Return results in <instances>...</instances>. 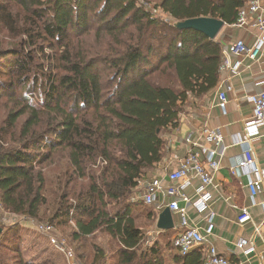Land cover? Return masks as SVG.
<instances>
[{
  "label": "trees",
  "instance_id": "obj_1",
  "mask_svg": "<svg viewBox=\"0 0 264 264\" xmlns=\"http://www.w3.org/2000/svg\"><path fill=\"white\" fill-rule=\"evenodd\" d=\"M247 1L0 0V210L52 225L79 264H168L159 241L143 242L139 203L123 198L162 160L179 115L216 87L224 47L175 23L232 25ZM28 82L37 100L21 92ZM61 159L69 178L48 201L43 168ZM21 229L0 221V264H51L26 257Z\"/></svg>",
  "mask_w": 264,
  "mask_h": 264
},
{
  "label": "crops",
  "instance_id": "obj_2",
  "mask_svg": "<svg viewBox=\"0 0 264 264\" xmlns=\"http://www.w3.org/2000/svg\"><path fill=\"white\" fill-rule=\"evenodd\" d=\"M261 5L264 8V0ZM258 35V29L252 26L238 27L224 24L216 37L224 47L237 40H242L246 47L250 48ZM220 69L216 87L203 98L191 101L186 111L179 115L178 126L164 133L165 154L160 162L148 170L146 176L166 180L167 172L176 166L175 157H183L192 149V145L186 140L189 134L201 146L209 148L210 144L207 142L202 128L206 125L208 128L218 129L225 150L221 156L217 157L219 166L214 172L213 185L207 187L211 194L208 208L201 212L194 208L195 189L200 184L197 177H193L190 184L184 189L191 198L190 203H181L185 207L188 222L198 227L206 239L204 244L190 252L197 249L201 258L205 259L211 244L221 255L226 256L235 264H264V212L262 209L264 191L258 193L252 201L246 186L247 177L233 174L230 171L232 162L240 160L242 157V145L237 141L243 134L244 121L250 118L253 113L252 106L247 102L246 96L258 93L264 88V50L255 60L249 59L247 56H230L229 67ZM227 82L231 85V90L226 92L227 102L225 110L222 111L218 107V93L225 89ZM253 150L257 162L263 165L264 133L253 141ZM201 159L206 161L204 154L201 155ZM158 201L160 202L158 207L147 205L152 208L147 211V216L144 218H150L148 221L150 227H147L146 237L151 241H159L160 246L165 250L168 264H172L173 257L178 253L173 249L171 241L180 231V217L177 213L171 212L173 228L166 230L167 232L158 230L156 218L158 213L167 207L169 199L160 195ZM241 208H246L251 216V220L243 224L237 222ZM151 211L154 212V215L149 216ZM210 212L213 213L212 228L208 233L206 231L209 224L207 216ZM256 227L257 234L255 233ZM167 233L170 235L168 236ZM58 237L65 242L66 248V239L60 235ZM240 239L247 240L246 245L241 249L236 246V242ZM70 254L72 253L70 252ZM72 256L74 258V255ZM75 262L79 263L77 260Z\"/></svg>",
  "mask_w": 264,
  "mask_h": 264
},
{
  "label": "built area",
  "instance_id": "obj_3",
  "mask_svg": "<svg viewBox=\"0 0 264 264\" xmlns=\"http://www.w3.org/2000/svg\"><path fill=\"white\" fill-rule=\"evenodd\" d=\"M262 0H248L247 3L238 10L237 19L233 26L245 27L252 26L258 29L259 35L254 44L248 48L242 40H237L222 50V65L221 68L229 67V57L247 56L249 59L255 60L264 50V8L261 5ZM231 90V85L227 82L225 89L218 93V107L224 111L227 98L226 92ZM247 102L251 104L253 113L250 118L244 121L243 134L237 141L242 145L243 153L240 160L232 162L230 171L233 174L245 175L247 177L246 186L249 191L251 200L255 196L264 191V163L259 164L253 150V141L264 133V88L258 93L246 96ZM202 131L210 144L209 148L201 146L194 141L189 134L186 138L187 142L192 145L187 154L183 157H175L176 166L167 172L166 180L145 176L138 181L136 187L137 193L131 198V201H141L145 205L158 207L160 195L167 197L169 201L166 206L170 212H175L179 215L180 231L172 238V247L176 253L180 255L188 254L191 250L204 244L206 239L200 229L188 222L185 207L181 203H190L191 198L184 189L190 184L193 177L199 180V186L195 189L196 199L193 201L194 208L201 212L208 208V202L211 194L207 187L213 185L214 172L218 169V156L224 153L225 146L222 144V137L218 129L208 128L203 126ZM204 154L206 161L201 159ZM140 188V189H139ZM264 212V201L262 202ZM5 216V215H4ZM9 216V215H7ZM213 213L210 212L207 216L209 221L206 231L209 233L212 224ZM8 220L9 218H4ZM251 220V216L246 208H241L237 216V222L243 224ZM35 229L46 236L49 243L56 247L57 250L66 254L65 242L60 240L56 230L48 223H36ZM255 233H258L256 227ZM247 240L240 239L236 242L238 248H243ZM70 257L72 255L68 253ZM73 264H79L74 262ZM203 264H235L226 256L221 255L216 247L209 245L207 255Z\"/></svg>",
  "mask_w": 264,
  "mask_h": 264
},
{
  "label": "rangeland",
  "instance_id": "obj_4",
  "mask_svg": "<svg viewBox=\"0 0 264 264\" xmlns=\"http://www.w3.org/2000/svg\"><path fill=\"white\" fill-rule=\"evenodd\" d=\"M158 11V10H155ZM160 13V11H158ZM160 15H163L162 13H160ZM165 16V15H163ZM7 34L6 31L2 30L0 27V36ZM11 37L10 38H6L5 39V43L4 46H9L8 43H11ZM29 86V88H32V86L30 85V82H28L24 88L21 90L22 93H24L26 96H33V98H35L34 100H37V92H35L34 94H32V90L31 89H27ZM62 161L60 163L57 162V160L54 163H48L44 168H43V172L45 175V178L47 180V186H46V190H45V195H47V197L49 198L48 201L54 199L56 196H58L59 194L62 193V187L64 186V184L66 183V181L68 180V173H66V159H61ZM103 166V163L101 162L100 159L97 160L96 165L94 167H90L91 170H95V174L97 175L99 173V168H101ZM90 170V171H91ZM88 171V173L90 172ZM147 174V173H146ZM76 186V190L80 189L83 190L86 187V182L85 181H78ZM140 189V188H139ZM137 193L136 188H133L129 194L123 198L124 201H128L131 203H139V205L133 206L134 210H133V215L135 217V221L137 223L138 226L141 227V231L143 233V242L145 245H150L152 242H154L153 240H149L148 237H146L147 235V227H150V222L149 219H144L147 216V211L150 210L152 208V206H147L145 204H143L141 201H131V198L134 197V195ZM5 215V216H4ZM9 215V216H7ZM2 216L4 218H9L8 220H3ZM145 216V217H144ZM0 221L2 223L4 222H15L18 221V223H21L22 225V229H21V247L24 250V254L26 255L27 258H31L33 257L34 259H38V260H45L46 258H51V264H73L75 262V259L72 257H70L68 255V253H72L71 255H73L72 252V246L66 241V254L64 252L58 251L56 249V247H54L53 245H51L49 243V240L39 234L37 232V230L34 227V222L32 221H28L25 219H21L20 216L17 215H12L9 213L4 212L3 210H0ZM42 221V220H41ZM151 221V220H150ZM44 222H47L46 220ZM37 223V222H36ZM152 231V230H151ZM56 233L58 231H55ZM167 232V231H165ZM59 233V232H58ZM168 236L170 235V233H167ZM59 235V234H57ZM46 238V239H45ZM47 240V241H46ZM108 239H106L105 236H98V238L95 240L97 243L99 244H106ZM113 245L111 250L115 249V245L114 242L113 244H111V246ZM105 247H109L108 245ZM70 249V252H69ZM84 264V263H82Z\"/></svg>",
  "mask_w": 264,
  "mask_h": 264
},
{
  "label": "water",
  "instance_id": "obj_5",
  "mask_svg": "<svg viewBox=\"0 0 264 264\" xmlns=\"http://www.w3.org/2000/svg\"><path fill=\"white\" fill-rule=\"evenodd\" d=\"M224 22L222 20L211 17H196L178 21L175 23V27L178 29H193L203 33L210 39H214ZM174 223L170 210L166 207L158 213L156 218V228L160 231H166L173 228Z\"/></svg>",
  "mask_w": 264,
  "mask_h": 264
}]
</instances>
